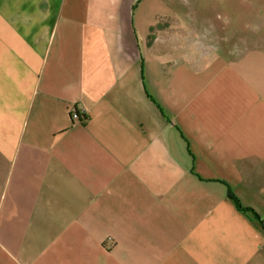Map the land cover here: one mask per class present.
Instances as JSON below:
<instances>
[{"label":"crops","instance_id":"1","mask_svg":"<svg viewBox=\"0 0 264 264\" xmlns=\"http://www.w3.org/2000/svg\"><path fill=\"white\" fill-rule=\"evenodd\" d=\"M161 1L0 0L1 264H264V82Z\"/></svg>","mask_w":264,"mask_h":264},{"label":"rangeland","instance_id":"2","mask_svg":"<svg viewBox=\"0 0 264 264\" xmlns=\"http://www.w3.org/2000/svg\"><path fill=\"white\" fill-rule=\"evenodd\" d=\"M161 3L180 16L173 15L166 20L173 27L171 29L178 32V38L183 31V40L187 39V48L183 49L185 54L194 57L202 50L205 53L217 51L219 48L213 49L205 42L204 48H200L197 33L207 40L205 37L213 36L212 31L221 32L222 36L228 37L231 47L237 44L250 50L247 62L244 60L235 67L236 73L243 79L248 75L254 84L264 82V32L251 35L245 29L246 26L262 25L264 0H162ZM181 26H186V31ZM240 48L234 50L235 55L244 51ZM240 82L245 83L243 80Z\"/></svg>","mask_w":264,"mask_h":264},{"label":"trees","instance_id":"3","mask_svg":"<svg viewBox=\"0 0 264 264\" xmlns=\"http://www.w3.org/2000/svg\"><path fill=\"white\" fill-rule=\"evenodd\" d=\"M228 195L233 200V202H234V204L238 210H240L244 213H251L255 219H258L257 214L251 208L242 207L239 200L230 191H229ZM259 225H260V228L264 232V220L263 221L259 220Z\"/></svg>","mask_w":264,"mask_h":264},{"label":"built area","instance_id":"4","mask_svg":"<svg viewBox=\"0 0 264 264\" xmlns=\"http://www.w3.org/2000/svg\"><path fill=\"white\" fill-rule=\"evenodd\" d=\"M71 116L73 119H79V117H80L78 112H76V111H72ZM107 240L111 243L110 238H108Z\"/></svg>","mask_w":264,"mask_h":264}]
</instances>
